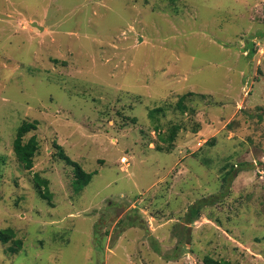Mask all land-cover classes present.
<instances>
[{
	"label": "rangeland",
	"instance_id": "374dc122",
	"mask_svg": "<svg viewBox=\"0 0 264 264\" xmlns=\"http://www.w3.org/2000/svg\"><path fill=\"white\" fill-rule=\"evenodd\" d=\"M5 229L0 264H264V0H0Z\"/></svg>",
	"mask_w": 264,
	"mask_h": 264
},
{
	"label": "trees",
	"instance_id": "16d2710c",
	"mask_svg": "<svg viewBox=\"0 0 264 264\" xmlns=\"http://www.w3.org/2000/svg\"><path fill=\"white\" fill-rule=\"evenodd\" d=\"M190 94V93H189ZM187 95H184L179 100V105L182 110L185 109L183 105V101ZM160 110V109H156ZM38 126L37 121L33 122H24L17 130V135L14 141V151L16 153V156L18 160L24 165V168L28 171H31L34 167V158L39 150V141L35 135H33L31 138L26 140V136L31 133L32 131L36 130ZM179 127H175L173 130L172 135L168 138L170 141L175 140V134L176 131H178ZM60 157L62 160H64L68 165L74 167L76 178L74 180V187L76 191L80 192L84 189L86 185H88L93 175L92 173L85 172L82 167L75 161H73L65 152L64 150L59 147L58 148ZM234 168V167H233ZM234 172V171H233ZM228 174H232L231 172ZM34 184L36 185V188L39 190V194L43 199L48 200L52 204L53 196L50 191L49 185L50 182L48 179L43 178L40 176V174H35L33 177ZM193 214L197 213L198 210L196 208H192ZM0 240L3 243H8L10 240H14L15 247H11L12 252H19L22 246L21 240L15 239V232L12 229H5L0 230ZM207 264H230L229 262H218L213 260L212 258H208L206 260Z\"/></svg>",
	"mask_w": 264,
	"mask_h": 264
},
{
	"label": "built area",
	"instance_id": "2783aa9c",
	"mask_svg": "<svg viewBox=\"0 0 264 264\" xmlns=\"http://www.w3.org/2000/svg\"><path fill=\"white\" fill-rule=\"evenodd\" d=\"M122 162H123V164H127V163H128V159H127L126 157H124V158L122 159Z\"/></svg>",
	"mask_w": 264,
	"mask_h": 264
},
{
	"label": "water",
	"instance_id": "95a60500",
	"mask_svg": "<svg viewBox=\"0 0 264 264\" xmlns=\"http://www.w3.org/2000/svg\"><path fill=\"white\" fill-rule=\"evenodd\" d=\"M36 25V24H35Z\"/></svg>",
	"mask_w": 264,
	"mask_h": 264
}]
</instances>
